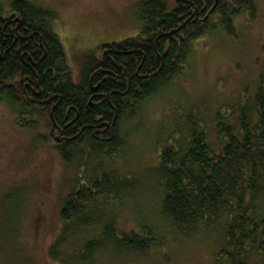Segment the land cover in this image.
<instances>
[{"label": "trees", "instance_id": "1", "mask_svg": "<svg viewBox=\"0 0 264 264\" xmlns=\"http://www.w3.org/2000/svg\"><path fill=\"white\" fill-rule=\"evenodd\" d=\"M255 10V0H139L137 33L100 44L73 79L56 12L32 0L0 3V103L21 127L63 139L56 142L63 164L75 163L78 170L94 155L92 173L82 183L75 180L63 200L59 235L69 224L86 223L99 199L115 203L126 194L127 181L98 167L100 157H114L122 146L117 125L124 113L181 74L192 40L217 26L233 34V18ZM189 113L180 115L177 136L166 139L153 169L162 194L160 216L182 232L222 218L230 264L264 257V215L257 205L264 197V83L219 105L211 120ZM39 139L44 143L46 137ZM15 198L4 196L8 205L3 199L2 208L17 213L21 198ZM101 229L99 237L117 253L144 254L162 242L149 229ZM6 231L0 236L6 238ZM96 248L85 241L76 264H86Z\"/></svg>", "mask_w": 264, "mask_h": 264}, {"label": "rangeland", "instance_id": "2", "mask_svg": "<svg viewBox=\"0 0 264 264\" xmlns=\"http://www.w3.org/2000/svg\"><path fill=\"white\" fill-rule=\"evenodd\" d=\"M10 1L0 3L8 7ZM32 1L56 12L55 29L73 79L89 52L138 31L139 0ZM255 8L253 16L242 11L233 18V34L217 26L192 40L181 74L124 113L117 125L122 146L114 157H100L98 167L119 174L129 185L127 192L120 202L99 199L89 207L93 213L83 220L86 223L69 224L65 234L59 235L64 228L59 216L63 200L75 180L82 183L92 173L94 155L78 170L75 163L63 164L58 141L42 129L21 127L0 103V233L8 230L6 238L0 236V264H76V253L87 240L97 248L86 264H230L223 253L228 248L222 218L182 232L160 216L162 194L153 169L165 141L177 136L180 115L207 114L211 120L219 105L249 96L261 80L264 83V0H255ZM10 194L21 198L17 213L2 208L4 196ZM257 205L264 215V197ZM104 226L123 233L149 229L162 242L144 254L117 253L99 237ZM248 264H264V257Z\"/></svg>", "mask_w": 264, "mask_h": 264}, {"label": "flooded vegetation", "instance_id": "3", "mask_svg": "<svg viewBox=\"0 0 264 264\" xmlns=\"http://www.w3.org/2000/svg\"><path fill=\"white\" fill-rule=\"evenodd\" d=\"M107 51H108L107 49H104V50H103V53H104V54H107ZM106 127H108V125H106ZM62 140H63V139H60V138L56 137V141H59V142H60V141H62ZM63 141H64V140H63Z\"/></svg>", "mask_w": 264, "mask_h": 264}, {"label": "water", "instance_id": "4", "mask_svg": "<svg viewBox=\"0 0 264 264\" xmlns=\"http://www.w3.org/2000/svg\"><path fill=\"white\" fill-rule=\"evenodd\" d=\"M95 90V89H94Z\"/></svg>", "mask_w": 264, "mask_h": 264}]
</instances>
